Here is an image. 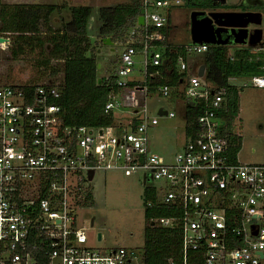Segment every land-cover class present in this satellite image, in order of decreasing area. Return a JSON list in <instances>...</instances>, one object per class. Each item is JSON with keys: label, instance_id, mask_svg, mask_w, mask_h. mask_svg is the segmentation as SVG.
Returning a JSON list of instances; mask_svg holds the SVG:
<instances>
[{"label": "built area", "instance_id": "1", "mask_svg": "<svg viewBox=\"0 0 264 264\" xmlns=\"http://www.w3.org/2000/svg\"><path fill=\"white\" fill-rule=\"evenodd\" d=\"M172 3L182 2L142 0L143 25L136 23L120 53V91L104 107L119 131L64 126L52 84L28 90L26 84L0 85V264H140L137 251L88 246L77 223L84 208L79 191L90 187L88 172L94 177L98 170L141 173L154 197L146 208L175 210L147 219V227L179 231L177 264H264V150L259 163L232 159L216 115L225 90L204 87L196 71L188 75L189 61L209 45L168 43V14L160 9ZM137 64L140 77L130 78ZM160 67L166 76L176 74L180 95L203 99L206 107L196 137L185 139L171 163L149 147L148 128L157 120L149 116L146 99L152 93L169 98L171 92L167 85H151ZM250 85L264 88V75L250 78ZM133 118L139 123L131 128Z\"/></svg>", "mask_w": 264, "mask_h": 264}, {"label": "trees", "instance_id": "2", "mask_svg": "<svg viewBox=\"0 0 264 264\" xmlns=\"http://www.w3.org/2000/svg\"><path fill=\"white\" fill-rule=\"evenodd\" d=\"M141 14L142 0L100 8L101 27L97 38L91 41L86 34L90 15L88 6H68L66 3H0V38L9 36V52L14 58L38 50L40 56L37 61L38 67L43 70L49 69L48 76L51 78L61 73V82L52 84L59 94L58 99L52 103L59 107L58 116L64 126H84L93 130L113 127L119 131L122 126L115 122L113 112H105L104 107L108 97L120 91L116 86L120 55L112 62L113 67L107 68L106 73L100 75L102 65L97 50L103 46L104 38H109L113 44L124 46L130 31L136 28V20ZM53 16L58 19L57 28H53L51 24ZM162 32L166 33V30ZM179 54L184 55L182 50ZM167 55L171 56L172 53L167 50L165 56ZM260 57L241 50L235 51L230 57L226 46H209L203 55L204 63L208 67L206 80L214 82L216 88L225 90L223 104L216 110V115L224 122L221 137L228 142L233 160L240 150V140L233 133L238 115L239 89L229 85L228 80L263 76L264 62ZM51 61L60 62V68L50 66ZM153 71L154 69H150V72ZM157 71L159 74L151 85L164 84L174 91L176 74L166 76L167 73L162 67ZM99 78L100 84L97 83ZM38 85L44 84H26L22 88L28 90ZM193 101L192 105H186L185 108V139L196 137L200 130L197 125L198 117L206 108L203 99ZM138 123L139 121L133 118L131 128ZM150 192L149 188L144 187L146 219L174 215L175 210L172 208L158 206L146 208L145 202L154 200ZM79 197L80 206H91L94 203L90 187L81 189ZM143 241L140 264H177L179 261L181 236L176 228L165 230L146 226Z\"/></svg>", "mask_w": 264, "mask_h": 264}, {"label": "rangeland", "instance_id": "3", "mask_svg": "<svg viewBox=\"0 0 264 264\" xmlns=\"http://www.w3.org/2000/svg\"><path fill=\"white\" fill-rule=\"evenodd\" d=\"M132 0H92L90 15L87 21L86 34L92 41L96 39L101 22L99 9L107 3L117 5L118 3L130 2ZM263 4H264V0ZM48 2L60 4L57 0H0V3H23L36 4ZM240 0H225L224 8L236 6ZM87 2L86 4H88ZM106 3V4H103ZM182 6L175 3L160 9V12L172 15L171 27L169 30V44L176 46L190 42V33L187 26L178 24L176 15L179 16ZM54 18L56 16H53ZM53 28L58 23L52 21ZM264 28V20L262 24ZM9 37V36H8ZM4 37L5 47L9 38ZM3 44V43H1ZM124 46L114 44L112 47L102 46L99 48V62L102 65L100 75L106 73L105 66L110 65L120 55ZM48 48L47 51L48 52ZM40 58L39 51L27 52L22 56L15 57L8 51L0 50V85H21V84H57L61 82L62 75L51 78L48 71L38 67L37 61ZM203 55L194 57L201 60ZM136 62L140 57L135 58ZM61 63L51 61L50 66L59 69ZM139 64L136 65L131 77L138 76ZM105 69V70H104ZM137 76V77H136ZM239 89L238 117L233 127V133L240 140L238 160L240 163H259L262 160L264 150V88H256L250 85V79L236 78L231 82ZM183 106L192 105L193 99L183 97ZM146 108L150 117L157 120V125L149 128L150 152L159 156L164 163H171L174 156L181 151L184 142V121L179 109L169 98H164L157 93H152L146 99ZM163 107L168 113H173V118L158 115V109ZM126 120V116L124 117ZM142 174L137 172L131 176H125L121 171L95 172L90 190L94 203L91 206L82 208L77 214V223L88 239V246L108 250L124 247L126 249L142 252L144 229L147 226L146 209L144 205V184ZM153 182L148 177V185ZM92 221V226L90 223ZM100 234L101 240L97 241Z\"/></svg>", "mask_w": 264, "mask_h": 264}, {"label": "water", "instance_id": "4", "mask_svg": "<svg viewBox=\"0 0 264 264\" xmlns=\"http://www.w3.org/2000/svg\"><path fill=\"white\" fill-rule=\"evenodd\" d=\"M153 1H175V0H153ZM188 0H181V2H187ZM224 3L225 0H213ZM204 13L192 12L190 14V41L193 44H208L210 46H227L228 38L222 40L221 35L229 33L233 38V44H243L248 38V25H260L261 24V14L260 13H249V12H211L204 16ZM257 18V19H255ZM137 25H143V17L139 16L137 18ZM7 40L0 38V43H4ZM261 41V30H254L253 35H249L248 45L255 46ZM104 46H112V42L109 38L102 39ZM99 52V50H97ZM100 68V65H98ZM196 75L199 78L204 77L205 66L195 67ZM97 83H101V79L97 80ZM48 85V84H47ZM160 115V113H158ZM101 134V131L99 132ZM93 171L88 172V180L92 181ZM92 226V221H91ZM101 240L100 234L97 236V241ZM261 256V254H260Z\"/></svg>", "mask_w": 264, "mask_h": 264}, {"label": "flooded vegetation", "instance_id": "5", "mask_svg": "<svg viewBox=\"0 0 264 264\" xmlns=\"http://www.w3.org/2000/svg\"><path fill=\"white\" fill-rule=\"evenodd\" d=\"M182 9L180 11L179 16L176 15V19L178 24H182L183 26H187L189 29L190 27V14L192 12H200L204 13L203 17L211 12H226V11H232V12H249V13H260L261 14V24L260 25H248L247 30L249 35H253L254 30H261V41L257 43L255 46L248 45L249 41V35L245 43L243 44H233V38L230 36L229 33L222 34L221 38L222 40H225L228 38V43H231L227 45V49L231 48L234 49V51H248L249 53L255 54L257 56H261L263 62H264V28H262L263 20H264V4L262 0H240V2L230 8L228 10L227 8H224V3H220L219 1H213V0H188L187 2H182L181 5ZM257 19V18H255ZM172 22V15L169 12L168 13V21H167V27H171ZM7 47H1L0 50L9 51V43L6 44ZM210 46V45H209ZM11 53V52H10ZM112 64V63H111ZM113 67V65H110ZM91 227V225H90Z\"/></svg>", "mask_w": 264, "mask_h": 264}, {"label": "crops", "instance_id": "6", "mask_svg": "<svg viewBox=\"0 0 264 264\" xmlns=\"http://www.w3.org/2000/svg\"><path fill=\"white\" fill-rule=\"evenodd\" d=\"M57 2H59L60 4H62V3H66L68 6H88V7H91L92 6V0H57ZM87 2H89L88 4H86ZM124 3H128V2H124ZM8 4H14V3H8ZM36 4H51V3H48V2H43V3H36ZM103 4H106V3H103ZM120 4H123V3H118L117 5H120ZM102 7L101 8H103V7H114V6H116V5H113V4H110V3H107L106 5H101ZM58 19L55 17H53V19H52V21H54V23H58V21H57ZM168 34H169V32H168ZM97 38V37H96ZM95 40V39H94ZM168 40H169V36H168ZM189 43H191V41L189 42ZM189 43H187V44H189ZM114 44H112V46H113ZM171 45H173V46H176V45H174V44H172L171 43ZM185 45V44H184ZM112 46H110V47H112ZM180 46H182V45H180ZM234 49H231V48H228V55L230 56V57H232V55L234 54ZM111 65V64H110ZM110 65H107V66H105V69H107V68H111V66ZM189 65H190V69H189V76H190V74H192V73H195V71H196V69H195V67H200V66H202V65H204L205 66V70H204V77L201 79V82H202V84L204 85V87H206V88H209V89H215L216 88V84L214 83V82H210V81H207L206 80V74H207V70H208V67H207V65L204 63V60H203V58L201 59V60H191V61H189ZM104 69V70H105ZM137 77V76H136ZM138 78V77H137ZM234 79H236V78H229V80H228V83H229V85H232V86H235V87H237L238 89H240V87L239 86H237V85H233L231 82H232V80H234ZM239 79H241V78H239ZM174 89V91L172 90L171 92H170V96H169V100H170V102H173L179 109H181V117H182V119H183V121L185 122V108H186V105L185 106H183V97H181L180 96V94H181V92H182V86L181 85H179L177 82H176V85H175V87L173 88ZM174 95V96H173ZM185 98V97H184ZM239 110V109H238ZM158 113H160V116H165V117H167L166 116V113H168V111H166L163 107H161V108H159L158 109ZM149 116H150V114H149ZM237 117H238V115H237ZM152 118V117H151ZM169 118V117H168ZM173 118V117H172ZM126 119H127V117H126ZM237 119V118H236ZM236 121V120H235ZM126 122H127V120H126ZM220 122H223V120L222 119H220ZM156 126V125H155ZM151 127H154V126H151ZM151 127H149V128H151ZM149 128H148V132H149ZM184 143H185V132H184V142H183V144H182V147L184 146ZM182 149V148H181ZM236 158H237V160H238V154L236 155ZM239 161V160H238Z\"/></svg>", "mask_w": 264, "mask_h": 264}]
</instances>
